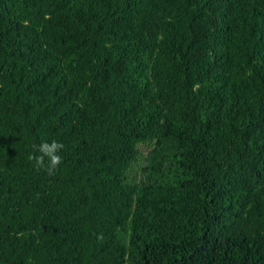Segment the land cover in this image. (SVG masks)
I'll list each match as a JSON object with an SVG mask.
<instances>
[{"label":"trees","instance_id":"1","mask_svg":"<svg viewBox=\"0 0 264 264\" xmlns=\"http://www.w3.org/2000/svg\"><path fill=\"white\" fill-rule=\"evenodd\" d=\"M0 264H264V0H0Z\"/></svg>","mask_w":264,"mask_h":264},{"label":"clouds","instance_id":"2","mask_svg":"<svg viewBox=\"0 0 264 264\" xmlns=\"http://www.w3.org/2000/svg\"><path fill=\"white\" fill-rule=\"evenodd\" d=\"M32 147L33 154L29 156V160L34 161L36 168L53 175L56 168L62 163V156L59 153L63 150L64 145L52 140L51 142H41L39 145L34 144Z\"/></svg>","mask_w":264,"mask_h":264}]
</instances>
